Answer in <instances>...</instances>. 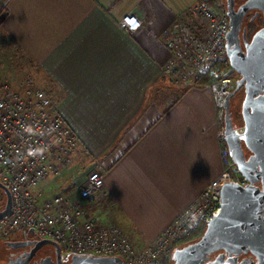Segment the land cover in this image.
Wrapping results in <instances>:
<instances>
[{"label":"crops","instance_id":"crops-1","mask_svg":"<svg viewBox=\"0 0 264 264\" xmlns=\"http://www.w3.org/2000/svg\"><path fill=\"white\" fill-rule=\"evenodd\" d=\"M198 2L0 0L1 32L78 140L70 167L46 186L76 197L87 174L99 171L103 187L86 205L137 247L221 169L213 89L179 92L162 74L170 55L163 32L174 23L197 27ZM129 12L142 20L132 34L117 24Z\"/></svg>","mask_w":264,"mask_h":264},{"label":"built area","instance_id":"built-area-1","mask_svg":"<svg viewBox=\"0 0 264 264\" xmlns=\"http://www.w3.org/2000/svg\"><path fill=\"white\" fill-rule=\"evenodd\" d=\"M198 25L174 23L163 32L169 58L162 74L180 92L208 86L218 107L231 92L239 75L230 69L225 36V11L204 2L193 5ZM134 33L142 25L133 12L117 22ZM207 80V81H206ZM243 129H237L241 132ZM221 169L184 210L152 241L137 247L114 223L102 224L86 205L103 187V175L90 171L77 196L65 192L48 195L46 182L70 167L78 146L76 134L59 114L46 92L27 78L17 88L0 85V183L10 192L11 214L0 219V236L25 234L54 241L64 256H116L123 264H172L174 254L199 237L220 211V191L226 183L247 184L226 145L224 129L216 134Z\"/></svg>","mask_w":264,"mask_h":264},{"label":"water","instance_id":"water-1","mask_svg":"<svg viewBox=\"0 0 264 264\" xmlns=\"http://www.w3.org/2000/svg\"><path fill=\"white\" fill-rule=\"evenodd\" d=\"M230 27L225 36L230 69L239 78L222 102L226 145L247 184L226 183L220 191L219 213L195 240L184 244L174 254L172 264H264V29L255 33L242 51L238 38L239 22L232 13L233 0H224ZM255 0L247 1L254 4ZM244 7H240L238 13ZM242 89L240 104L242 131L232 120L231 98ZM4 203L0 219L11 214L12 198L0 183ZM34 234L33 230H29ZM13 247L31 245L28 254L47 245L59 246L47 238L7 241ZM70 264H123L116 256L71 255ZM17 263V262H16ZM1 264V263H0Z\"/></svg>","mask_w":264,"mask_h":264},{"label":"flooded vegetation","instance_id":"flooded-vegetation-1","mask_svg":"<svg viewBox=\"0 0 264 264\" xmlns=\"http://www.w3.org/2000/svg\"><path fill=\"white\" fill-rule=\"evenodd\" d=\"M249 0H233L232 13L238 20V38L242 51H245V45L250 43L255 33L264 29V0H255L254 4H248ZM224 11L226 12L225 1L223 2ZM244 7L239 15H236ZM228 17V16H227ZM228 24L229 18H228ZM228 27V29H229ZM0 244V263L1 264H70L69 256H64L59 248L47 245L43 246L32 253V246L13 247L7 244V241H25L37 238L35 234H15ZM17 262V263H16Z\"/></svg>","mask_w":264,"mask_h":264},{"label":"rangeland","instance_id":"rangeland-1","mask_svg":"<svg viewBox=\"0 0 264 264\" xmlns=\"http://www.w3.org/2000/svg\"><path fill=\"white\" fill-rule=\"evenodd\" d=\"M223 2H224V0H220L219 4H216V6H213V5H211V6L217 7L218 9L224 11ZM204 3H206V2H204ZM206 4H208V3H206ZM2 11H3V9H0V13ZM0 29H1V27H0ZM27 78L32 79V77H30V75L27 74V72H26L25 59H23L22 55H20L18 48L10 40H8L0 30V85L8 84L12 88H17ZM169 84H170V82H169ZM242 97H243V91H242V89H240L231 98L230 110L232 112L233 123L237 129L242 128V119H241V115H240V104H241ZM221 118L222 117L219 116V120H218L219 121V123H218L219 128H223V122H222L223 118L222 119ZM46 192L48 195H51V194L59 192V191L57 189L46 186ZM0 194L2 195V199H1L0 203L3 204L4 203V194H3L1 189H0ZM98 219H99V217H98ZM114 224H116V223H114ZM11 236L14 237L16 235L11 234L7 238H3L0 236V244L3 240H7ZM195 239H193V240H195Z\"/></svg>","mask_w":264,"mask_h":264},{"label":"trees","instance_id":"trees-1","mask_svg":"<svg viewBox=\"0 0 264 264\" xmlns=\"http://www.w3.org/2000/svg\"><path fill=\"white\" fill-rule=\"evenodd\" d=\"M199 2H202L203 0H198ZM204 2L208 3L209 5H213V6H216V3L213 1V0H205ZM217 8V7H216ZM4 12L2 11L0 13V24H1V21L2 19L4 18ZM207 81V80H206ZM218 113H219V116L220 117H223V109H222V106L221 107H218ZM222 119V118H221ZM222 122H223V119H222ZM2 199V195L0 194V201ZM3 204L0 203V207L2 206ZM197 239V238H196ZM193 240H189L188 242H191ZM187 242V243H188Z\"/></svg>","mask_w":264,"mask_h":264}]
</instances>
